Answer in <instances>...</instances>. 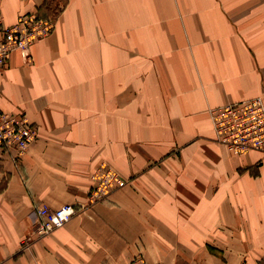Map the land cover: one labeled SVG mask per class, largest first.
<instances>
[{
    "label": "crops",
    "instance_id": "1",
    "mask_svg": "<svg viewBox=\"0 0 264 264\" xmlns=\"http://www.w3.org/2000/svg\"><path fill=\"white\" fill-rule=\"evenodd\" d=\"M50 0H0L5 25ZM51 32L0 67V111L38 136L0 150V264H264V155L214 140L209 108L264 89V0H52ZM41 235L34 208L88 204Z\"/></svg>",
    "mask_w": 264,
    "mask_h": 264
},
{
    "label": "built area",
    "instance_id": "2",
    "mask_svg": "<svg viewBox=\"0 0 264 264\" xmlns=\"http://www.w3.org/2000/svg\"><path fill=\"white\" fill-rule=\"evenodd\" d=\"M53 23L51 17H41L37 12H25L13 24L5 25L0 9V67L15 51L28 56L34 40L47 36L53 29ZM210 117L216 141L228 146L232 152H264V104L260 96L211 108ZM35 136V128L24 115L0 112V150L20 154ZM93 178L95 187L90 194V201L95 203L106 198L113 189L125 184L110 171L104 172L100 179L97 178L96 171ZM78 209L77 205L69 203L58 208L38 206L33 211L37 232L41 235L50 233L68 222ZM130 264L149 263L142 257L135 256Z\"/></svg>",
    "mask_w": 264,
    "mask_h": 264
},
{
    "label": "rangeland",
    "instance_id": "3",
    "mask_svg": "<svg viewBox=\"0 0 264 264\" xmlns=\"http://www.w3.org/2000/svg\"><path fill=\"white\" fill-rule=\"evenodd\" d=\"M61 8V6L59 7V5L57 4V9H60ZM57 12H58V10H56V11H54V14H51V15H49L48 17L50 18H53V21H54V23H53V27H54V24H55V16H56V14H57ZM258 96H260L261 97V100H262V102H263V104H264V89L263 90H261V92L259 93V94H257V95H255V96H253V97H251V98H254V97H258ZM251 98H247V99H251ZM243 100H246V99H243ZM239 101H241V100H239ZM235 102H237V101H235ZM233 103V102H232ZM226 105V104H225ZM223 106V105H222ZM217 107H219V106H217ZM214 108V107H213ZM210 111H211V108H209L208 109V112H209V115H210ZM0 112H4V111H0ZM5 113H8V112H5ZM9 114H13V115H18V114H22V115H24L25 116V114L23 113V112H18V113H9ZM26 117V116H25ZM27 118V117H26ZM210 119H211V117H210ZM32 125H33V127L35 128V130H36V136H35V138L29 143V145L30 144H32L34 141H35V139L37 138V136H38V131H37V127L32 123ZM211 127H212V129H213V133H214V140L216 141V135H215V129H214V126H213V123H212V121H211ZM217 143H219V144H221V145H223V146H225L232 154H244V153H246V152H244V153H234V152H232L229 148H228V146H226V145H224V144H222V143H220V142H218V141H216ZM28 145V146H29ZM28 146H27V148H28ZM26 148V149H27ZM26 149L23 151V152H21L20 154H15V152L14 151H9V153L11 154V153H13V158L15 159V160H18V158H20L21 156H23V154L25 153V151H26ZM250 151H257V152H261V154H263L264 155V152L263 151H260V150H249V151H247V152H250ZM12 155V154H11ZM97 171V178L98 179H100V178H102L103 177V173L104 172H106V171H110V172H113L114 174H115V176L117 177V178H121L123 181H124V185L122 186V187H124L126 184H127V182H128V180L127 179H125L124 177H123V175L121 174V172L119 171V170H117L115 167H113L112 165H110V164H108V163H106V162H104V161H100L99 163H97L96 164V166L94 167V169L92 170V172H91V175H90V180H91V186H90V188H89V192H88V204H86V205H81V204H78L77 206H78V211L79 210H82V209H84V208H86L87 206H90L91 204H93V203H95V202H91L90 201V194H91V192L93 191V189H94V187H95V180H94V178H93V175L95 174V172ZM122 187H119V188H116V189H113L112 191H111V193L106 197V198H104L103 200H105V199H107L113 192H115V191H117V190H119V189H121ZM102 201V200H101ZM42 205H45V204H42ZM42 205H39V206H42ZM64 205V204H63ZM45 206H47V205H45ZM62 206V205H61ZM38 207V206H37ZM37 207H35V208H37ZM47 207H49V206H47ZM34 208V209H35ZM49 208H51V207H49ZM35 219V218H34ZM35 224V228H36V222L34 223ZM138 256V255H137ZM140 256V255H139ZM141 257V256H140ZM135 258V257H134ZM133 258V259H134ZM142 259L145 261V262H147L143 257H142ZM147 263H149V262H147ZM150 264V263H149ZM153 264V263H152Z\"/></svg>",
    "mask_w": 264,
    "mask_h": 264
},
{
    "label": "trees",
    "instance_id": "4",
    "mask_svg": "<svg viewBox=\"0 0 264 264\" xmlns=\"http://www.w3.org/2000/svg\"><path fill=\"white\" fill-rule=\"evenodd\" d=\"M46 4H48V5H49V6H48L49 8L52 6L51 8H52L53 10H55V11H56V10H58V9H57V6H56L55 4H54V5H52V0H50V2H49V1H47V2H46Z\"/></svg>",
    "mask_w": 264,
    "mask_h": 264
}]
</instances>
